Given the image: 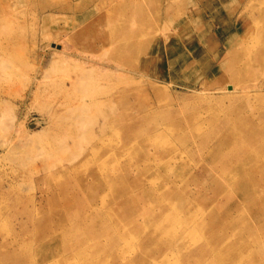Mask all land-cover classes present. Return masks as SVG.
<instances>
[{
    "label": "rangeland",
    "instance_id": "374dc122",
    "mask_svg": "<svg viewBox=\"0 0 264 264\" xmlns=\"http://www.w3.org/2000/svg\"><path fill=\"white\" fill-rule=\"evenodd\" d=\"M263 73L264 0H0V264H264Z\"/></svg>",
    "mask_w": 264,
    "mask_h": 264
},
{
    "label": "bare ground",
    "instance_id": "6f19581e",
    "mask_svg": "<svg viewBox=\"0 0 264 264\" xmlns=\"http://www.w3.org/2000/svg\"><path fill=\"white\" fill-rule=\"evenodd\" d=\"M94 31H95L94 28H93L92 26H89V25H88V26H86L85 28H83L82 30H80V32L78 33V37H82L83 35H86V34H87L88 37H90L91 39H93V38H94ZM91 39H90V40H91ZM88 40H89V39H88ZM124 43H125V42H123V43L121 44V46H122V51H123L124 53H127L128 51H130V52H137V51H138V49H137V47H136V46H138L137 42H136V43L129 44V45H128L127 43H126V44H124ZM90 45H93V47L95 48L97 44H96V43L94 42V40H93L92 42H90ZM124 45H125V46H124ZM126 46H129V50L126 48ZM55 47H56V46H55ZM138 47H140V45H139ZM106 49H107V48H106ZM75 51H76V50H75ZM75 51H74V52H75ZM62 52H63V51H62ZM64 53H65V52H64ZM64 53H63V54H64ZM59 54H60V53H59ZM63 54H62V55H63ZM70 54H71V53H70ZM62 55H61V56H62ZM64 55H66V54H64ZM73 55H74V54H73ZM67 56H68V55H67ZM71 56H72V55H71ZM63 57H64V56H62L61 58H63ZM69 57H70V55H69ZM72 57H73V56H72ZM58 59H60V57H59ZM63 59H65V58H63ZM63 59H62V60H63ZM80 59H81V58H80ZM60 60H61V59H60ZM87 60H88V59H87ZM237 60H238V59H237ZM63 61H65V60H63ZM89 61H90V59H89ZM251 61H252V60H251ZM254 61H255V60H254ZM54 62H55V63H54ZM61 62H62V61H61ZM255 62H256V61H255ZM258 62H259V61H258ZM56 63H57V61H55V60H54L53 63H52V64H53L52 67H53L54 69H55L54 64H56ZM87 63H88V61H87ZM235 64H236V63H235ZM255 64H256V63H255ZM103 68H104V67H103ZM254 68H255V67H254ZM92 69H93V68H92ZM84 70H85V69H84ZM99 72H100V71H99ZM86 73H87V72H86ZM100 73H101V72H100ZM82 74H83V70H82L81 76H82ZM105 74H106V73H105ZM263 74H264V73H263ZM88 75H89V74H88ZM97 75H98V74H97ZM102 75H103V74H102ZM92 76H93V75H92ZM98 76H99V75H98ZM106 76H107V75H106ZM84 77H86V75H85ZM84 77H83V78H84ZM100 77H101V75H100ZM75 79H76V78H75ZM85 79H86V78H85ZM80 80H81V78L78 79L79 82H80ZM86 80H88V76H87V79H86ZM94 80H95V79H94ZM78 81H77V82H78ZM83 81H84V79H83ZM81 82H82V81H81ZM259 83H260V82H259ZM80 84H81V83H80ZM261 84H262V83H261ZM82 85H83V84H82ZM95 86H96V85H95ZM95 86L93 85V87H95ZM65 87H66V86H65ZM97 88H98V86H97ZM87 89H88V88H87ZM87 89H86V90H87ZM63 90H64V89H63ZM63 90H62V91H63ZM93 90H94V89H93ZM102 90H103V89H102ZM102 90H101V91H102ZM64 91H65V90H64ZM101 91H100V94H101ZM90 92H91V91H90ZM95 92H96V91H95ZM97 92H98V91H97ZM107 93H108V92H107ZM83 94H84V93H83ZM87 94H88V93H87ZM95 94H96V93H95ZM91 95H92V93H91ZM83 96H84V95H83ZM85 96H87V95L85 94ZM89 96H90V95H89ZM93 97H94V94H93ZM93 97H92V99H93ZM85 98H86V97H84V99H85ZM89 98H90V97H89ZM82 99H83V98H82ZM82 99H81V100H82ZM84 99H83V100H84ZM97 99H98V98H97ZM97 99H96V100H97ZM83 100H82V101H83ZM67 102H68V101H67ZM90 102H91L92 105H93V103H94V99H93V100H90ZM90 102H89V103H90ZM83 103H84V101H83ZM82 105H83V104H82ZM92 105H91V106H92ZM85 106H86V103H85L84 107H85ZM94 106H95V105H94ZM94 106H93V107H94ZM245 106H246V105H245ZM87 108H88V107H87ZM77 111H78V110H77ZM85 111H86V110H85ZM258 112H259V111H258ZM260 112H261V111H260ZM247 113H248V112H247ZM252 113H253V112H252ZM243 114H244V112H243ZM79 115H80V114H79ZM250 115H251V114H250ZM258 115H259V114H258ZM78 117H79V116H78ZM226 119H227V118H226ZM259 120H262V119H259ZM221 126H222V125H221ZM232 126H233V125H232ZM228 127H229V126H228ZM109 129H110V128H109ZM226 129H227V128H226ZM252 129H253V128H252ZM258 129H259V128H258ZM258 129H257V130H258ZM235 131H236V130H235ZM153 132H154V131H153ZM237 132H238V131H237ZM258 132H259V131H258ZM258 132H257V133H258ZM100 133L102 134V130H101ZM106 133H107V132H106ZM156 133H157V132H156ZM156 133H155V134H156ZM158 133H159V132H158ZM212 133H213V132H212ZM151 134H152V133H151ZM253 134L256 135V133H253ZM223 135H224V134H223ZM98 137H99V136H98ZM242 137H243V136H242ZM250 137H251V136H250ZM220 138H221V137H220ZM220 138H219V139H220ZM228 138H229V137H228ZM230 138H231V137H230ZM245 138H246V137H245ZM262 138H263V137H262ZM216 141H217V140H216ZM227 141H228V140H227ZM251 141H252V140H251ZM254 141H255V140H254ZM254 141H253V142H254ZM260 141H261V139H260ZM253 142H252V143H253ZM208 143H209V142H208ZM213 143H214V142H213ZM258 143H259V142H258ZM261 143H263V142H261ZM261 143H260V144H261ZM204 144H206V146L209 145V144H207V142L204 143ZM254 145H255V144H254ZM258 145H259V144H258ZM249 146L251 147V145H249ZM263 146H264V145H263ZM207 147H208V146H207ZM217 147H218V146H217ZM219 147H220V146H219ZM238 147H239V146H238ZM259 147H261V146H259ZM255 148H256V147H255ZM217 149H218V148H217ZM246 149H248V148L246 147ZM246 149H245V150H246ZM250 149H251V148H250ZM262 149H263V148H262ZM243 150H244V149H243ZM257 150H258V149H257ZM257 150H256V151H257ZM235 151H236V149H235ZM235 151H234V152H235ZM248 151H249V150H248ZM263 151H264V150H263ZM106 152H107V151H106ZM244 152H245V151H244ZM246 152H247V151H246ZM231 153H232V152H231ZM261 153H262V152H261ZM228 154H229V153H228ZM234 154L236 155L237 152H235ZM234 154H233V155H234ZM246 155H247V154H246ZM148 156H150V155H148ZM143 158H144V156H143ZM176 158H177V156H176ZM233 158H235V157L233 156ZM136 159H137V158H136ZM140 159H141V158H140ZM137 160H138V159H137ZM142 160H143V159H141L140 161H142ZM145 160H146V159H145ZM163 160H164V159H163ZM161 161H162V160H161ZM173 161H174V160H173ZM146 162H148V160H147ZM175 162H176V161H175ZM104 163H105V162H104ZM130 163H131V162H130ZM144 163H145V162H144ZM126 164H127V163H126ZM139 164H140V163H139ZM171 164H172V163H171ZM134 165H135V164H134ZM166 165H167V164H166ZM159 166H160V165H159ZM174 166H175V164H174ZM100 167H101V166H100ZM125 167H126V166H125ZM132 168H133V167H132ZM167 168H168V167H167ZM119 169H120V168H119ZM161 169H162V168H161ZM121 171H122V170H121ZM155 172H156V171H155ZM150 176H151V175H150ZM147 177H148V176H147ZM147 177H146V178H147ZM119 179H120V178H119ZM115 180H116V179H115ZM115 180H114V181H115ZM117 180H118V179H117ZM133 180H134V179H133ZM110 181H111V179H110ZM110 181H109V182H110ZM109 182H108V183H109ZM112 182H113V181H112ZM115 182H116V181H115ZM108 183H107V184H108ZM100 185H101V184H100ZM99 187H100V186H99ZM139 187H140V186H139ZM169 193H170V192H169ZM73 195H74V194H73ZM73 195H72V196H73ZM165 195H166V194H165ZM170 195H171V194H170ZM142 199H143V198H142ZM167 199H168V198H167ZM167 199H166V200H167ZM137 200H138V199H137ZM134 201L136 202V200H134ZM141 204H142V203H141ZM144 204H145V203H144ZM122 208H123V207H122ZM116 209H117V208H116ZM120 209H121V208H120ZM120 209H119V210H120ZM119 210H118V211H119ZM158 210H159V209H158ZM158 210H157V211H158ZM115 212H116V211H115ZM78 215H79V214H78ZM111 215L113 216V214H111ZM145 218H146V217H145ZM145 218H144V219H145ZM158 220H159V219H158ZM148 221H149V220H148ZM52 229H53V228H52ZM55 230H56V229H55ZM59 231H60V230H59ZM118 234H119V233H118ZM6 241H7V240H6ZM4 243H5V242H4ZM7 243H9V241H7ZM17 245H18V244H17ZM223 245H224V244H223ZM11 254H13V253H11ZM5 255H6V254H5ZM10 256H11V255H10ZM8 257H9V255H8ZM21 264H22V263H21Z\"/></svg>",
    "mask_w": 264,
    "mask_h": 264
},
{
    "label": "crops",
    "instance_id": "0c3cea01",
    "mask_svg": "<svg viewBox=\"0 0 264 264\" xmlns=\"http://www.w3.org/2000/svg\"><path fill=\"white\" fill-rule=\"evenodd\" d=\"M234 26V22H233V18H232V20H230V23H229V25L227 24V28H229V29H231V27H233ZM231 44H230V46L229 47H231L232 45H233V43L234 42H230ZM230 48H227V52L226 53H228V50H229ZM227 55V54H226ZM225 55V56H226ZM174 62V60H172L171 62H170V64H172Z\"/></svg>",
    "mask_w": 264,
    "mask_h": 264
}]
</instances>
